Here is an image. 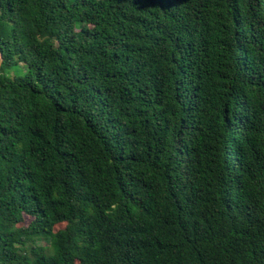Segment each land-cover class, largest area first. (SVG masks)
<instances>
[{"label":"trees","instance_id":"trees-1","mask_svg":"<svg viewBox=\"0 0 264 264\" xmlns=\"http://www.w3.org/2000/svg\"><path fill=\"white\" fill-rule=\"evenodd\" d=\"M0 51V264H264V0H0Z\"/></svg>","mask_w":264,"mask_h":264},{"label":"rangeland","instance_id":"rangeland-1","mask_svg":"<svg viewBox=\"0 0 264 264\" xmlns=\"http://www.w3.org/2000/svg\"><path fill=\"white\" fill-rule=\"evenodd\" d=\"M32 217L29 215H26V220L25 223H29L31 221ZM46 241H43V243H45Z\"/></svg>","mask_w":264,"mask_h":264},{"label":"water","instance_id":"water-1","mask_svg":"<svg viewBox=\"0 0 264 264\" xmlns=\"http://www.w3.org/2000/svg\"><path fill=\"white\" fill-rule=\"evenodd\" d=\"M2 61H3V57H2V53L0 51V68H1V65H2Z\"/></svg>","mask_w":264,"mask_h":264}]
</instances>
